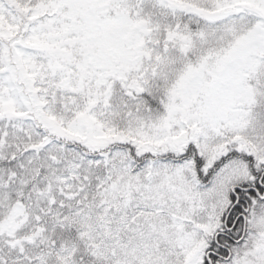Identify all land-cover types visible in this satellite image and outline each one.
Here are the masks:
<instances>
[{
    "label": "snow or ice",
    "instance_id": "snow-or-ice-1",
    "mask_svg": "<svg viewBox=\"0 0 264 264\" xmlns=\"http://www.w3.org/2000/svg\"><path fill=\"white\" fill-rule=\"evenodd\" d=\"M0 264H264V0H0Z\"/></svg>",
    "mask_w": 264,
    "mask_h": 264
}]
</instances>
